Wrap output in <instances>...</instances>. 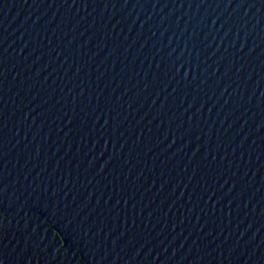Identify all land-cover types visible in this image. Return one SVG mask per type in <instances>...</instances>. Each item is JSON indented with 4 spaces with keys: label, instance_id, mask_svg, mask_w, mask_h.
<instances>
[{
    "label": "water",
    "instance_id": "1",
    "mask_svg": "<svg viewBox=\"0 0 264 264\" xmlns=\"http://www.w3.org/2000/svg\"><path fill=\"white\" fill-rule=\"evenodd\" d=\"M0 264H264V0H0Z\"/></svg>",
    "mask_w": 264,
    "mask_h": 264
}]
</instances>
